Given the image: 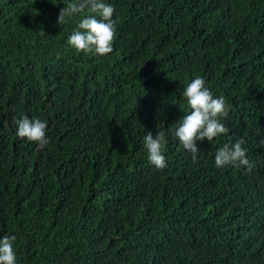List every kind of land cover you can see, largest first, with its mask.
Returning <instances> with one entry per match:
<instances>
[{
  "label": "trees",
  "instance_id": "1",
  "mask_svg": "<svg viewBox=\"0 0 264 264\" xmlns=\"http://www.w3.org/2000/svg\"><path fill=\"white\" fill-rule=\"evenodd\" d=\"M73 0H0V238L16 264H264V0H104L105 56L67 43ZM99 19V17H97ZM197 76L223 96L227 135L194 162L172 132ZM47 123L43 149L17 137ZM166 134L167 167L147 159ZM243 139L254 167L217 168Z\"/></svg>",
  "mask_w": 264,
  "mask_h": 264
},
{
  "label": "clouds",
  "instance_id": "2",
  "mask_svg": "<svg viewBox=\"0 0 264 264\" xmlns=\"http://www.w3.org/2000/svg\"><path fill=\"white\" fill-rule=\"evenodd\" d=\"M86 15L79 23L78 30L74 31L67 40L70 47L77 52L105 56L113 51L116 38V20L113 19L116 9L104 0H73L65 3L60 10L57 23H65V18H71L78 13ZM99 17V19L97 18ZM190 112L181 118L172 135L182 148L191 153L195 162L199 152L198 143L213 141L215 138L227 135L229 129L221 122L229 115V105L223 96H214L206 86L205 80L197 76L188 83L182 93ZM16 135L26 139L43 149L50 143L47 135V123L38 118L29 119L27 116L17 121ZM149 163L156 169L167 167L164 148L167 144L166 134L158 131L155 135L147 132L143 138ZM243 139L237 140L231 146L225 144L215 154L217 168L228 165L243 166L249 172L254 167L247 159L246 149L242 147ZM264 144V140L261 141ZM15 235H4L0 238V264H16Z\"/></svg>",
  "mask_w": 264,
  "mask_h": 264
}]
</instances>
